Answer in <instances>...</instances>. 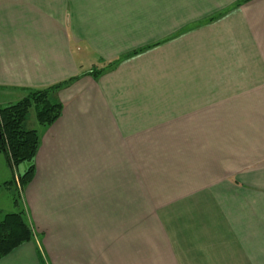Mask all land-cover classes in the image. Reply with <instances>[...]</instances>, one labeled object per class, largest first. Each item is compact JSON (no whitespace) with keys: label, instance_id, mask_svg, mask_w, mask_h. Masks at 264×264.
<instances>
[{"label":"crops","instance_id":"crops-1","mask_svg":"<svg viewBox=\"0 0 264 264\" xmlns=\"http://www.w3.org/2000/svg\"><path fill=\"white\" fill-rule=\"evenodd\" d=\"M74 78L0 264H264V0H0V98Z\"/></svg>","mask_w":264,"mask_h":264},{"label":"trees","instance_id":"trees-1","mask_svg":"<svg viewBox=\"0 0 264 264\" xmlns=\"http://www.w3.org/2000/svg\"><path fill=\"white\" fill-rule=\"evenodd\" d=\"M101 71H92L95 77ZM70 79L44 89H29L22 100L0 108V154H3L12 169L26 163L28 168L14 179L21 188L28 186L35 174V161L40 147V134L28 129L29 114L36 112V120L42 127L54 124L62 115L63 105L54 99L62 88L74 80ZM34 240V231L24 212L4 214L0 211V260L12 254L26 243Z\"/></svg>","mask_w":264,"mask_h":264},{"label":"rangeland","instance_id":"rangeland-1","mask_svg":"<svg viewBox=\"0 0 264 264\" xmlns=\"http://www.w3.org/2000/svg\"><path fill=\"white\" fill-rule=\"evenodd\" d=\"M20 95L18 96L19 99H13L14 95L9 94H7L8 98H0V108L22 100L26 97L27 91ZM37 123L36 112L32 109L29 114L28 129L37 128ZM27 168L28 165L23 163L18 168L12 169L7 163L5 156L0 154V211L4 214L24 212L23 188L20 187L18 182L14 184V179L18 175L24 174Z\"/></svg>","mask_w":264,"mask_h":264}]
</instances>
